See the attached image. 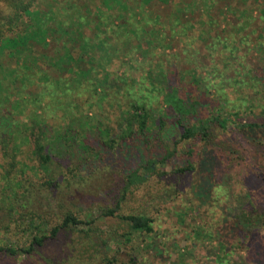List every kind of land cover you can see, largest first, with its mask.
Listing matches in <instances>:
<instances>
[{"label": "trees", "instance_id": "trees-1", "mask_svg": "<svg viewBox=\"0 0 264 264\" xmlns=\"http://www.w3.org/2000/svg\"><path fill=\"white\" fill-rule=\"evenodd\" d=\"M258 4L0 0V224L13 218L14 228L25 235L24 243H12L16 236L2 232L0 264H61L48 249L63 235L79 248L91 240L92 262L98 255L99 264H138L135 253H126L125 262L118 253L139 240L147 242L155 220L148 212L123 213L128 198L136 200L135 193L158 184L179 183L197 170L205 172L208 183L205 188L199 183L194 194L207 198L214 157L198 169L191 162L171 167L170 173L164 168L178 152L185 158L181 144L196 139L207 144L228 126L264 134V70L255 72L244 59L250 40L264 54V27L259 32L256 27L257 20L264 23V5L257 9ZM179 42L183 46L176 49ZM119 61L124 71L112 77L111 66ZM213 63L222 65V74ZM229 86H236L235 97L223 92ZM100 104L111 110L92 111ZM112 175L119 178V197L101 217L117 222L104 231L93 226L95 219H80L72 201L80 197L89 203ZM234 225L238 237L245 234L247 256L264 262L263 245L251 248L259 243L251 230L264 228V210L242 211ZM204 239L195 232L186 250ZM115 245L119 249L110 255ZM217 245L203 259L212 264L214 256V264H234L230 255L238 244L229 245L231 252ZM207 246L200 250L206 252ZM174 254L171 264L198 263L189 251Z\"/></svg>", "mask_w": 264, "mask_h": 264}, {"label": "rangeland", "instance_id": "rangeland-1", "mask_svg": "<svg viewBox=\"0 0 264 264\" xmlns=\"http://www.w3.org/2000/svg\"><path fill=\"white\" fill-rule=\"evenodd\" d=\"M263 5L264 0H259L257 9H260V6L263 7ZM257 9L255 16L258 15ZM256 27L257 32H259V28L264 27V23L257 20ZM254 42L255 40H250L249 47L251 50L245 55L244 59L250 63L248 64L250 69H255V72H259V68L264 70V54L258 51V47H253ZM182 46L183 44L180 43L176 49H181ZM241 55L242 53L239 54V56ZM126 60L128 59H121V62L126 63ZM121 62H116L111 66L112 77L114 75L119 76L124 71ZM167 62L171 65L173 60L170 58ZM239 62H241L240 59ZM213 65L222 74V65L215 63ZM240 67L236 64L234 68L239 71ZM135 75H139V73L136 72ZM261 75H264L263 71H261ZM223 92L229 97H235L238 91L236 86H229L224 87ZM213 95L214 93L210 97ZM262 101L264 104V94ZM254 103L258 105L262 102L255 101ZM104 106L103 109L102 104L93 106L92 111L104 115L111 110L107 105L104 104ZM254 112L258 113V110L256 109ZM178 150L186 152L185 158L179 159L181 152H178L177 159L173 162H168L170 164L165 166L164 171L166 173L171 172V167H182L187 162H191L195 169H198L200 163L207 160V158L214 157L216 159L215 165H213L215 167L214 181L212 178L210 179L207 198L202 200L194 194L199 183L202 184V188H205L206 183H208L204 180L205 172L201 173L199 170L194 171L184 179H180L179 183L171 181L167 185L158 184L157 187L154 186L149 191L146 189V191L141 193H135L136 200L128 198L124 205L123 213H125L124 209L150 213L155 220V233L143 244L139 240L132 248L121 249L118 253L119 260L125 262L127 260L125 254L130 252L137 255L138 264H171L176 261L174 251L182 249L184 253L189 251L193 260L198 262H192V264H209L203 257L207 255L208 251L216 252L218 249L217 244L220 242L230 252L229 245L238 244V247L233 248L234 250H232L230 255V259L234 264H264L263 259L260 257L251 259L247 256L249 252L246 250L248 244L244 238L245 234L241 232L242 238L238 237V231H236L237 229L235 230L236 227L234 225L235 216L241 214L242 211L250 213L259 207L264 210V134L253 133L249 135L248 132H239L234 130L232 126H228L212 142L209 141L204 144L203 141L196 139L181 144ZM112 176V178L108 179L106 187L97 190L92 197L89 193V203V200L86 203H81L80 197H74L75 200L72 201L73 209L78 210L77 214L80 219H95L96 223L93 226L96 228L99 225L101 226L100 229L104 231L112 229L111 227H116L117 222L114 218L101 217L102 211L104 212L103 209L112 210L116 207V198L119 197L117 194L120 193V187L115 186L119 178L116 175ZM206 179H209V177H206ZM169 180H175V178H170ZM176 189H178V193H175ZM83 194H85L86 198V192L81 195L83 196ZM64 210L66 211L65 206L61 211L64 212ZM14 221L12 218L9 221L10 224L8 222L0 224V245L5 243L6 238L2 235V232H8V230L16 236L14 240H11L13 241L12 243L21 244L25 242L24 233H21V231L17 232ZM52 223L53 220L50 225ZM238 229L243 230L241 228ZM197 231L201 236H204V244L198 240L197 246H188L186 250L187 239L195 240V232ZM248 231L250 230H245L244 232L247 233ZM251 231L255 232L256 238L258 237L259 239V243L252 244L251 248L257 245H259L258 247H262V245L264 247V228H255ZM209 236L212 237L211 240H209ZM79 239L81 241L82 238L79 237ZM72 241H74V238L63 235L48 250L51 255L58 257V262L61 264H99L101 257L98 255L93 262L90 260L91 254L93 255L91 240H83L85 244L80 245V248L75 246ZM146 243L149 244V249L145 252ZM202 245H208L206 252L200 250ZM116 249H119L116 245L112 246L111 250L113 251L110 255H114V250ZM261 251L264 256V248ZM80 255H83V257H80ZM210 259L211 263L214 264L216 257L210 256Z\"/></svg>", "mask_w": 264, "mask_h": 264}]
</instances>
